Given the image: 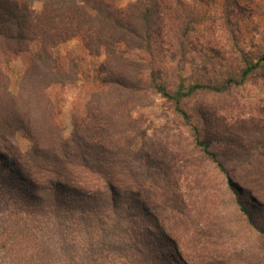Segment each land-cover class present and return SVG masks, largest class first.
<instances>
[{
  "label": "trees",
  "instance_id": "obj_1",
  "mask_svg": "<svg viewBox=\"0 0 264 264\" xmlns=\"http://www.w3.org/2000/svg\"><path fill=\"white\" fill-rule=\"evenodd\" d=\"M181 5L0 0V264H264V97H203L185 147L157 136L163 127L150 137L133 116L149 89L177 105L230 86L181 93L179 84L182 97H169L159 83L160 63L175 55L165 49L167 30L182 55L194 48L195 23H183ZM239 6L223 0L228 24ZM165 9L182 21L169 26ZM237 30L236 22L234 48ZM77 37L90 55L104 54L103 77L64 138L47 91L75 83L76 66L59 70L53 50ZM260 47H239L242 82L264 78V41ZM22 53L28 63L12 93L1 65ZM175 113L190 125L179 105ZM14 133L29 140L28 150L15 147Z\"/></svg>",
  "mask_w": 264,
  "mask_h": 264
},
{
  "label": "rangeland",
  "instance_id": "obj_2",
  "mask_svg": "<svg viewBox=\"0 0 264 264\" xmlns=\"http://www.w3.org/2000/svg\"><path fill=\"white\" fill-rule=\"evenodd\" d=\"M130 1L133 0H105L109 4L113 3V6L116 7H123ZM147 1L151 2L152 0ZM182 1L186 4L179 6L183 19L175 20L172 11L167 12L166 9L163 10V16L168 14L165 19L169 26L182 20L183 23L188 21L186 23L190 25L192 21L195 23V31L188 35L194 48H190V50V45L186 46L189 41L185 40L184 51L187 54L182 55V49H179L178 45L171 47V44L176 42L175 38H172L174 31L168 32L167 30L165 35L171 38L168 40L166 37L165 49L175 55L173 57L168 55L165 61L160 63L159 78L161 80L159 83L165 85L169 97H182L176 92L179 84L183 85L181 93L186 92L191 85H209L219 88L230 81V86L226 91L217 94L199 90L201 92L185 96L189 98L180 100L177 105L186 112L189 126H184L185 122L175 113L177 105L174 101L166 99L165 96L153 89H149L147 93L149 102L146 106L134 110L133 116L138 121H142L143 126L147 129V135L150 137L154 132L159 133L163 127L164 130L157 136L168 135V141L179 142L181 147H185L186 141L184 140H191V128H199L195 106L203 97H243V100L247 99L244 97H264V78L261 74H254L250 80L245 82L240 79L239 70L244 67V64L240 62V55L237 53L239 47L245 49L246 53L260 51L261 43L264 41V0H239L240 6L234 14H230L228 17L231 21L230 24L225 21L223 15V0ZM32 6L38 11L41 9L42 3L34 1ZM236 22L238 30L235 34L238 46L234 48L231 32ZM34 48L35 45L32 46V49ZM53 52L59 70L69 72L71 62L74 63L77 70L74 84L67 86L56 84L47 91L54 105L56 120L61 126L63 137L68 138L72 132V115L83 116L88 98L92 93L101 89L103 74L100 72V65L104 60V54L98 57L90 55L79 37L57 45ZM28 57L27 53L9 56L1 65L3 71L9 76V88L12 93L17 91L21 72L26 68ZM231 77L238 83L233 84ZM231 113L229 120L238 117L241 112L236 109ZM11 141L22 152L28 150L31 145L22 133L12 134ZM240 245L235 251L237 254H240L245 248V244ZM237 259L243 258L239 256Z\"/></svg>",
  "mask_w": 264,
  "mask_h": 264
}]
</instances>
